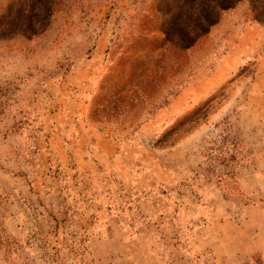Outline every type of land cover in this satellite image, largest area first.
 Here are the masks:
<instances>
[{"label":"rangeland","instance_id":"374dc122","mask_svg":"<svg viewBox=\"0 0 264 264\" xmlns=\"http://www.w3.org/2000/svg\"><path fill=\"white\" fill-rule=\"evenodd\" d=\"M0 264H264V0H0Z\"/></svg>","mask_w":264,"mask_h":264}]
</instances>
